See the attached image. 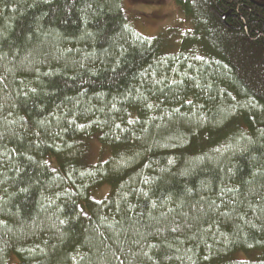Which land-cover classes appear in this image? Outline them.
I'll return each instance as SVG.
<instances>
[{
    "label": "trees",
    "instance_id": "1",
    "mask_svg": "<svg viewBox=\"0 0 264 264\" xmlns=\"http://www.w3.org/2000/svg\"><path fill=\"white\" fill-rule=\"evenodd\" d=\"M124 2L0 0V264H264V0Z\"/></svg>",
    "mask_w": 264,
    "mask_h": 264
},
{
    "label": "rangeland",
    "instance_id": "2",
    "mask_svg": "<svg viewBox=\"0 0 264 264\" xmlns=\"http://www.w3.org/2000/svg\"><path fill=\"white\" fill-rule=\"evenodd\" d=\"M125 9L134 28L144 37L155 38L166 33L168 38L177 36V30L187 28L185 17L174 0H125ZM99 157V149L93 148L92 158ZM103 189L98 196H105Z\"/></svg>",
    "mask_w": 264,
    "mask_h": 264
}]
</instances>
